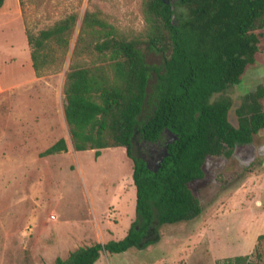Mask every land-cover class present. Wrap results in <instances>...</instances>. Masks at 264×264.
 <instances>
[{
    "label": "rangeland",
    "instance_id": "374dc122",
    "mask_svg": "<svg viewBox=\"0 0 264 264\" xmlns=\"http://www.w3.org/2000/svg\"><path fill=\"white\" fill-rule=\"evenodd\" d=\"M95 10L121 33L145 26L141 0H23L22 6L4 0L0 8V264H53L79 247L123 239L135 221L133 162L125 148L102 149L98 157L75 151L64 117L71 54L84 13ZM72 13L77 22L65 62L37 76L26 30L36 33ZM145 56L160 65L159 55ZM258 88L264 89V35L240 83L210 100L228 97L229 120L237 125L235 109ZM59 139L67 152L41 155ZM149 149L138 141L133 154ZM203 171L190 185L202 209L197 218L155 224L145 249L102 253L95 264H225L244 255H259L264 264V240L257 242L264 234V128L230 156L208 158Z\"/></svg>",
    "mask_w": 264,
    "mask_h": 264
},
{
    "label": "trees",
    "instance_id": "16d2710c",
    "mask_svg": "<svg viewBox=\"0 0 264 264\" xmlns=\"http://www.w3.org/2000/svg\"><path fill=\"white\" fill-rule=\"evenodd\" d=\"M4 0H0V8ZM22 6L23 0H19ZM141 0L145 26L121 33L99 10L85 12L63 87L64 117L77 152L125 148L133 162L135 221L121 240L79 247L53 264H95L102 253L143 250L158 226L191 221L201 206L190 185L204 177L209 156H230L264 128V89L246 93L229 120L232 103L223 93L240 83L253 65L264 35V0ZM77 15L72 13L36 33L26 30L37 76L66 60ZM160 56L150 65L145 54ZM87 60H89L87 62ZM154 73V81L150 84ZM150 89V91H149ZM177 140L157 172L149 170L135 143ZM67 152L59 139L41 155ZM264 234L257 238L258 244ZM225 264H261L260 256H236Z\"/></svg>",
    "mask_w": 264,
    "mask_h": 264
},
{
    "label": "flooded vegetation",
    "instance_id": "af4514ba",
    "mask_svg": "<svg viewBox=\"0 0 264 264\" xmlns=\"http://www.w3.org/2000/svg\"><path fill=\"white\" fill-rule=\"evenodd\" d=\"M164 138H165L164 141H157L155 143H146L145 141H143V143H145L148 146L154 148V149H149L146 154H143V151L140 152V156H141L142 160L145 162V164L147 163L152 168L156 166V163H157L158 159L163 154V149L166 146V142H167V140H169L168 136L167 137H164ZM244 146H246V145H244ZM233 150H232V152H233ZM210 157H216V156H209V157H207L205 159L204 164L206 163V160L208 158H210Z\"/></svg>",
    "mask_w": 264,
    "mask_h": 264
},
{
    "label": "water",
    "instance_id": "95a60500",
    "mask_svg": "<svg viewBox=\"0 0 264 264\" xmlns=\"http://www.w3.org/2000/svg\"><path fill=\"white\" fill-rule=\"evenodd\" d=\"M162 1H163V3L166 4V5H168V4H170V3L172 2V0H162ZM176 140H177V137L174 136V135H171L170 139L167 140V142H166V146H165V148L163 149V154H162V155L160 156V158L158 159V161H157V163H156V166L152 168V167H150V166L146 163V166H147V168H148L149 170H151L152 172H157V171H158V169H159L160 166H161L162 161L164 160L165 157L168 156L167 145H168V144H171V143H173V142H175Z\"/></svg>",
    "mask_w": 264,
    "mask_h": 264
},
{
    "label": "crops",
    "instance_id": "0c3cea01",
    "mask_svg": "<svg viewBox=\"0 0 264 264\" xmlns=\"http://www.w3.org/2000/svg\"><path fill=\"white\" fill-rule=\"evenodd\" d=\"M109 149V148H108ZM117 241V240H116Z\"/></svg>",
    "mask_w": 264,
    "mask_h": 264
}]
</instances>
